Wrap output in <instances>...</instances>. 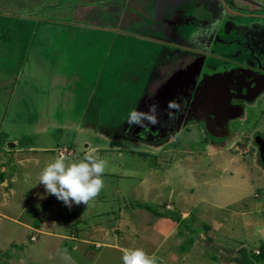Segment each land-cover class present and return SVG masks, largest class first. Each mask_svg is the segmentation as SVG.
Segmentation results:
<instances>
[{"label":"rangeland","instance_id":"1","mask_svg":"<svg viewBox=\"0 0 264 264\" xmlns=\"http://www.w3.org/2000/svg\"><path fill=\"white\" fill-rule=\"evenodd\" d=\"M166 1L0 0V264H122L123 249L131 248L154 254L157 264H264V161L251 158L247 125L205 137L206 126L188 118H200V102L192 107L191 100L205 63L215 62L211 55L194 63L173 95L163 87L141 90L133 37L158 26ZM226 5L240 15L264 12V0H220L207 14L211 38L224 18L252 23L219 16ZM36 14L56 17L55 27L30 20ZM63 19L97 25L76 39L89 42L79 51L90 52L91 64L80 55L72 64V48H58ZM102 25L108 31L97 30ZM163 33L180 40L175 31ZM78 75L86 87L96 77L89 101L67 91L65 79ZM152 105L157 123H127L131 110L148 113ZM93 147L109 168L90 206L69 208L37 182L55 158L78 162Z\"/></svg>","mask_w":264,"mask_h":264},{"label":"flooded vegetation","instance_id":"2","mask_svg":"<svg viewBox=\"0 0 264 264\" xmlns=\"http://www.w3.org/2000/svg\"><path fill=\"white\" fill-rule=\"evenodd\" d=\"M221 12L226 16L230 13L240 17L248 16L252 23L246 25L248 22L241 19H235L236 23H233L224 18L214 28L213 38L209 29H213L214 24L210 22L202 26V30L192 32L193 38L188 39L187 46L190 50H197H191L188 64L183 63L180 67H188L187 78L192 73L194 63L201 61L203 56L207 57L206 54L211 55L215 62L205 63L207 70L202 76V88H196L193 92L195 96L192 95V107L196 105L195 101L200 102V118L196 115L188 118H195L206 126L205 137L227 134V129L247 125L246 136H249L251 158L264 161V12L240 15L228 5L222 11L217 10V14ZM254 17L260 19L254 20ZM221 66H228L227 69L231 70L213 76L211 72Z\"/></svg>","mask_w":264,"mask_h":264},{"label":"crops","instance_id":"3","mask_svg":"<svg viewBox=\"0 0 264 264\" xmlns=\"http://www.w3.org/2000/svg\"><path fill=\"white\" fill-rule=\"evenodd\" d=\"M215 3L217 4L218 1L217 0H183V1L167 0L166 5L165 6L162 5L163 13H158L156 15L157 20H154V22H156L158 26L147 28L149 30L146 29L145 31L140 32V37H133L140 42V61L137 65L140 66L138 67L137 71L138 73H140V81L142 79L141 81L142 91H144L149 86H151V88H153L154 90L156 89L161 90L160 88L163 87L165 88L164 90L169 91V93H172L173 95L175 93L176 88L184 83L186 78L185 75L189 73L188 67L187 66L183 68L180 67L181 65H183V63L185 65L188 64L191 58L192 51L187 46L189 42L188 39L192 40L193 38L192 32L194 30H202L203 28L202 26L209 24L210 19L208 18L207 14L212 12L211 8ZM198 7L200 8L198 9ZM200 9L202 11H200ZM201 12L205 13L207 16L206 17L201 16L200 15ZM214 15L215 14H213V16ZM140 16H143V14ZM61 18L62 17H60V19ZM36 19L38 23L44 22L47 23L49 26L51 24L56 23V20H58L56 17L49 18L47 16H41L39 14L37 16H34V18L30 20L34 21ZM143 20H145L146 22L148 21L145 18H143ZM25 21L27 20H24V22ZM59 22L63 24L61 25V27L62 28L64 27L65 40L64 41L62 40V43L59 44L61 46L57 45L58 48L59 47H64V49L72 48L71 50L72 52L69 53L70 55L68 57V61L72 64H78L77 62L79 60L78 59L79 55L84 56L86 58L85 60L87 61V63L91 64L93 60L90 52L79 51V49H84V50L90 49V47L86 48L87 47L86 45H88L89 42L77 43L76 39L80 40L81 38L80 36L83 37L87 35V34H82L81 33L82 31L90 30L94 28L92 26H97V25L94 24L91 26L84 23H79L78 26H74L70 24L64 25L65 24L64 19ZM51 26L55 27V25H51ZM108 28L110 30L109 33H111L112 31L114 32L115 30L113 29V27H108ZM166 28L168 29V31L169 29L175 31V34L179 33L180 40L175 41V39H172L171 37H167L166 35H164L163 32H166L167 30ZM78 29L80 32L77 31ZM97 30L108 31L106 30L104 25L97 28ZM47 31L48 30H46V32ZM115 33L117 34V31ZM111 38L112 36L110 35L106 36L105 43L108 41L107 47L112 46ZM50 44L52 45V43L47 42V45ZM74 48H76L77 51H74L75 50ZM62 55H64V53ZM79 78L80 77L78 75L76 77L65 79L66 86H68L67 91L72 92V90L74 89V91H77L74 92V96L78 97V95L81 96L86 95L89 101V97L92 95V91L94 89L93 83L96 80V77L94 78L92 77L94 80H92V84H90L89 87H86V84L83 83V80H81L79 83ZM57 79L60 81V76L57 75ZM162 80L165 81L164 84L160 83L162 82ZM63 86L65 85L63 84ZM69 88H71L72 90H69ZM66 92L63 93L62 96L67 95ZM77 105H78L77 109L80 112H83L85 110V107L87 106V105L85 106L84 102L82 101L80 103H77ZM79 107H81L80 110ZM62 112H66V110ZM67 112L70 111L67 110ZM260 220H264V219H260ZM241 255L242 256L245 255L244 250L241 251Z\"/></svg>","mask_w":264,"mask_h":264},{"label":"clouds","instance_id":"4","mask_svg":"<svg viewBox=\"0 0 264 264\" xmlns=\"http://www.w3.org/2000/svg\"><path fill=\"white\" fill-rule=\"evenodd\" d=\"M154 113V105L150 106L148 113L133 109L128 114L127 123L145 127L143 122L147 120L155 124ZM98 151L93 147L78 162L66 163L64 156L55 158L43 168L37 182L44 185L46 193L56 196L69 208L73 203L90 206L89 202L103 190V175L109 168L108 160L100 157ZM64 259L70 261L71 258L65 253ZM157 260L154 254L149 255L142 248L123 249L122 264H157Z\"/></svg>","mask_w":264,"mask_h":264},{"label":"trees","instance_id":"5","mask_svg":"<svg viewBox=\"0 0 264 264\" xmlns=\"http://www.w3.org/2000/svg\"><path fill=\"white\" fill-rule=\"evenodd\" d=\"M43 207H45V204H44V206H42V208ZM42 210V209H41ZM39 220L38 219H35V220H33V222H32V225L35 227V228H37L38 226H39ZM191 242V240H187L186 241V243H184V244H182L181 245V251H183V250H187L188 249V247L187 246H189V243Z\"/></svg>","mask_w":264,"mask_h":264},{"label":"water","instance_id":"6","mask_svg":"<svg viewBox=\"0 0 264 264\" xmlns=\"http://www.w3.org/2000/svg\"><path fill=\"white\" fill-rule=\"evenodd\" d=\"M8 146H9V147H12V146H13V143H12V142H9V143H8ZM262 148L264 149V145L262 146Z\"/></svg>","mask_w":264,"mask_h":264}]
</instances>
